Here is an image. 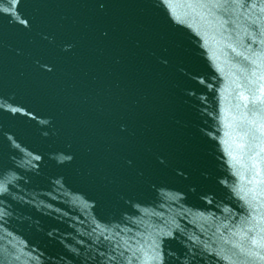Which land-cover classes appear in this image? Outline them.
Listing matches in <instances>:
<instances>
[{
	"label": "water",
	"instance_id": "1",
	"mask_svg": "<svg viewBox=\"0 0 264 264\" xmlns=\"http://www.w3.org/2000/svg\"><path fill=\"white\" fill-rule=\"evenodd\" d=\"M0 264H264V0H0Z\"/></svg>",
	"mask_w": 264,
	"mask_h": 264
}]
</instances>
